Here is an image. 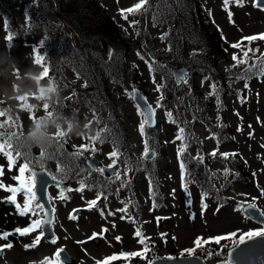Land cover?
Instances as JSON below:
<instances>
[{"label": "trees", "instance_id": "trees-1", "mask_svg": "<svg viewBox=\"0 0 264 264\" xmlns=\"http://www.w3.org/2000/svg\"><path fill=\"white\" fill-rule=\"evenodd\" d=\"M17 3H24L23 20L14 9ZM207 4L208 0H149L141 11L127 14L126 24L108 12L104 0H0V15L10 45L21 38L43 33L42 46L35 47L34 56L39 54L44 57L39 63L47 65L48 85L51 83L60 93L59 102L50 104L37 96L46 112L78 123L81 109L88 108L97 122V132L101 133L102 140H109L117 147L128 164L137 161L134 167L138 172L146 171L152 180H157L161 171L159 159L163 155L162 131L146 127L147 135L144 136L148 149H156L158 160L145 161L144 158L133 157L131 131L119 116V112H123L131 100L132 93L124 96L119 88L131 82L133 87L148 92L145 88L149 81L153 82L159 89L157 102L160 106L163 104L168 114L171 113L168 120L174 126L180 170L181 163L185 166L182 177L184 186L192 185L198 189L203 203L212 199L221 206L224 195L220 185L224 178L220 171L213 170L214 161L224 164L229 159L231 165L228 169H236L235 177L228 184L229 189L234 183H244L251 178L247 162L236 152L228 154L222 149L236 140L238 132L226 113L228 98L235 97L242 103L246 88L261 77L255 74L257 68L253 65H259L264 59V49L259 51L258 44L253 46L252 43L264 40L249 42L243 38L240 47L234 49L231 47L234 43L225 40L214 22L212 10ZM151 22L162 25L161 37L165 46L152 50L156 57L160 56L164 61L161 58L152 59L149 53V48L156 45V37L149 27ZM146 44L151 46L146 49ZM249 48L252 51H248ZM135 51L148 66L149 81L141 76L139 65L131 61ZM245 52H248L247 63L237 64L233 55L237 59H244ZM184 64L190 68L188 89L186 82L178 85L172 74L173 67ZM250 68L252 70L248 71ZM197 75L214 82L211 92L199 85ZM0 123L5 125L0 127V142L12 145L11 149L6 147L0 152L9 160L6 152L11 151V167L17 169L14 179L19 176V168L27 163L29 168L24 176L27 179L31 174L29 161L33 159L37 147L27 141L18 112L4 101L0 102ZM200 124L216 140L215 150L205 151L204 140L198 136L197 125ZM180 128L184 129L183 139L177 138ZM57 144L58 140L53 139L45 149H39L48 158L60 159L59 162L64 165L65 160L74 157ZM194 147L197 154L192 152ZM223 154L228 155L225 157ZM56 175L69 180L79 179L84 183L90 180L83 176ZM217 237L225 239L216 243ZM240 237L237 232L217 234L204 240L200 237L198 245L194 244L193 248L181 254H198L207 260L223 256L229 248L239 243ZM193 249L189 254L188 250ZM128 253L137 255L121 258L119 264H137L139 257L153 258L150 251L144 254L140 251ZM109 258L108 263L113 264L115 260Z\"/></svg>", "mask_w": 264, "mask_h": 264}, {"label": "rangeland", "instance_id": "rangeland-1", "mask_svg": "<svg viewBox=\"0 0 264 264\" xmlns=\"http://www.w3.org/2000/svg\"><path fill=\"white\" fill-rule=\"evenodd\" d=\"M136 1L104 0V3L111 15L116 16L122 24H126L120 10L131 8ZM207 5L211 8L214 22L227 42L236 44L245 37L264 32V10L255 5V0H242V6L237 3V0H229L227 5H225L224 0H208ZM14 9L18 17L23 20L24 3H17ZM229 12H231V16H229ZM149 27L153 36L156 37V45L155 48H149L151 45L146 44V49L158 50L160 46L164 48L165 44L161 37L162 25H155L154 22H151ZM42 34L21 38L15 44L10 45L7 42L3 19L0 15V102H6L18 112L25 132L38 117L47 113L42 101L36 100L30 107L25 108L29 105L31 98H38L35 94L38 84L48 85L47 68L45 65L36 62L34 56L35 47L42 46ZM256 44L259 46V51L264 49L263 41L252 43L253 46ZM137 55L135 51L131 60L139 65L141 76L149 81L148 66ZM157 58L160 59L161 57L158 56ZM30 73L39 74L38 83L23 79ZM70 74L73 76L71 72ZM188 78L186 89L190 83ZM196 79L207 92L212 91L211 85L214 82L205 76L203 77V75H197ZM16 84L20 85V90L25 94L16 95L13 98V88ZM29 89L32 90L31 94L28 93ZM145 89L148 92H144L157 111V128L163 133V155L159 159L161 170L159 178L151 181L147 173H138L136 197H131L132 195L126 188L124 190L117 188L118 193L115 192L110 195L107 200L105 197L101 199L95 190L89 188L82 191L78 190L77 182H72L71 191L67 194L62 193L59 188H51L50 193L59 198L61 208L58 221L59 240L55 245L46 244L44 247H40L36 253L28 256H22L16 250L9 251L8 257L13 259L15 264H31L34 261H41L44 257L52 258L54 248L62 244L67 246L70 252L78 258H84L85 264H96L95 261L101 260L110 253L112 257L116 256L114 254L115 249L117 251L122 248L137 251L143 247L149 250L150 256L152 254L153 257L183 256L181 253L193 248L194 242L200 237L201 240H204L209 236L230 232H237V236H241L249 231L264 230V225L252 220L243 211L245 204H255L264 209V76L246 88L245 99L242 103L235 97L230 96L228 98L229 108L227 104L226 113L232 119L233 126L239 130L236 134V140L224 146L222 150L228 154L232 152L239 154L242 160L247 162V171L250 172L251 178L244 183H234L229 189L228 184L235 177L236 169H228V166L231 165L229 159L224 164L214 161L213 170L220 171L223 174L222 178H224L220 185V190L224 195V203L221 206L212 199L203 203L201 192L198 189L192 185L188 188L184 186L176 153L174 126L168 120V111L162 106L163 104L160 106L157 102L159 90L153 82L149 81ZM132 90L133 84L131 82L119 88V92L124 96H129ZM130 98L131 100L124 111L119 112V116H122V120L130 129L131 137L136 143L137 154L140 155L139 158L143 159L145 138L139 131L143 116L132 100V93ZM77 124H90L93 135L87 137L57 136L53 139H60L62 143L58 140L59 145H64L66 148L70 147L77 152L82 148H87L89 152H93L89 154H94L96 150L93 149L97 147L99 151L96 156L105 164L113 166L115 164L114 157H110V153L115 150L118 151V148L113 149L110 143H102V141L93 142L92 138L96 136L97 125L92 120V113L88 108L82 109ZM197 129L199 131L198 136L204 140L205 151L215 150L217 142L206 127L200 124L197 125ZM192 152L197 154V148L194 147ZM156 159L158 160L157 152L152 160ZM31 161L34 163L45 162L46 158L44 155H35ZM126 164L123 163L118 168V173H125ZM51 167L57 169L56 165L51 164ZM14 174H16V167H8L5 155L0 152V184L6 187L18 186L19 183L14 179ZM133 174L132 171L131 176ZM153 184H156V189L152 191ZM10 195L4 188H0V226L4 229L22 223V220L16 219L13 214L12 208L15 205L8 200ZM61 197L66 198L64 203H61ZM16 200L18 204L24 205L25 198L22 191L17 193ZM135 201L137 204L134 209L137 210V213L135 220H131L127 217L128 215L131 218V211L123 210L128 206L130 207ZM99 203L106 210L104 217L98 212L99 210L96 211V205ZM75 206H86L89 209L81 215L80 220L73 219L68 222L66 213ZM157 206L159 207L157 208ZM110 211L114 214H111ZM122 212L127 215L122 217ZM137 231L141 232V237L136 236ZM94 233L101 239L98 245L90 239ZM117 237L120 239L117 240ZM18 241L21 242L22 246L26 245V239ZM21 245L17 249L21 248ZM142 254L144 253L142 252ZM202 257L205 258V256ZM208 262L209 264H229L226 254L211 258ZM6 263L9 262L5 259L0 261V264ZM137 264H150V260L139 257Z\"/></svg>", "mask_w": 264, "mask_h": 264}, {"label": "flooded vegetation", "instance_id": "flooded-vegetation-1", "mask_svg": "<svg viewBox=\"0 0 264 264\" xmlns=\"http://www.w3.org/2000/svg\"><path fill=\"white\" fill-rule=\"evenodd\" d=\"M101 141H102V143H109V140L108 141L101 140ZM67 149L70 153H74V154H76L77 157H80V158H77V159L73 158L70 160H65L64 165H62V162H59L60 159L46 158L45 162L42 161V162L36 163V165H37L36 167H39V168L48 167V168H50V170L52 171L53 174L54 173L65 174L67 177H70L71 175H75V177L83 176L86 180H88V178H89L90 180L87 183H84V182L80 183L79 181H77L75 179H71L70 181L71 182H78V185H79L78 189H81L82 185H83V190L90 188V186H92L91 189L95 190V191L101 189L103 191V193H101L99 190V192H100L99 196L101 197V199H103L105 197V199L107 200L110 195L114 194L115 192L117 194L118 193L117 188H119V190H124V188H126L129 190L130 194L132 195L131 196L129 194V196L136 197V177H137L138 172H137L136 168L134 167L135 166L134 164H137V161L133 162L134 164H130V163L128 164L126 162V158L124 156L119 155V158L114 157V163L115 164H113V167L115 168V171H114L113 175H110L105 170L103 172L100 171V169H104L105 166H111V165L105 164L104 161H102L100 158H98L96 156L97 152L99 151V149L97 147H95L93 149V150H96L95 151L96 153H94V154H89V153H93V152H89V149H87V148H82L78 152L76 150H72V148H70V147H67ZM84 152H87V153H84ZM137 156H140V155L133 153V157L137 158ZM88 157L98 158L102 162V165L97 164V167L94 168L93 166H91L88 163V161H87ZM144 159H145V156H144ZM146 161H148V160H146ZM123 163H127L126 164V171L124 174H120V173H118V168H120ZM33 164H35V163L33 162ZM51 164L56 165L57 169L52 168ZM132 171L134 172V174L131 176ZM139 173L144 174L147 172L141 171ZM56 178H58V176ZM60 180H66L67 181V179H65V178H60ZM121 180H123V181L121 184H119ZM71 186L69 188H71ZM59 189L62 191V193L67 194L69 192L68 189L67 190H62L61 188H59ZM80 191H82V190H80ZM50 197H51V201L55 207L54 221L52 224L53 229L55 231V237H52V236L51 237H45V234H44L43 237H41L38 241H36V238L40 235V230L35 229L23 237H21L19 234H15V235H10L8 237V240L0 239V246H5L9 242H11L13 244L12 248L3 247V254L0 255V261L5 259L9 262L6 264H15L14 260L10 259L8 257L9 251H11V250H14V251L16 250L17 253L21 254L22 256H28V255L36 253L40 247H44L46 244H52V245L56 244L57 240H59L58 221H59V214H60L61 208L59 206V198H56L54 195H51V193H50ZM65 200H66L65 197L60 198L61 203H64ZM39 204H41V203L39 202ZM136 204H137V202L135 201L130 207L128 206L125 210H123V211L128 210L129 212L131 211V218L125 212L121 213L122 217H124V215H127L128 219L135 220V217H136L135 214L137 213V210H135L134 208H135ZM96 207H95L97 209L96 211L99 210L98 212L104 217L106 215V210H104V208L102 207V205L100 203L97 204ZM107 207H109V205H107ZM22 208H23V206H21V209ZM32 209L36 212V215H33L32 212H29L27 215L21 216V215H19L17 208L13 207L12 208L13 214L15 215L16 219L22 220V223H20V224L17 223L14 227L11 226L10 228H6V229H4L0 226V234H2L4 232L13 233L14 230L17 228L23 229L24 227L29 226L31 221L34 219H38V218L41 220L45 219V217H46L45 216V213H46L45 208L43 210H40L39 208H36V206H33ZM87 209H89V208H86V206L72 207L67 211L66 219L68 220V222L70 220H73V219L80 220V218L82 217L81 215H83L85 213V211H87ZM110 213L114 214V212H112V211H110ZM53 238H55V240H56L55 243L51 242ZM95 238L98 239V241ZM17 239L18 240L26 239V244H33L34 241H36V243L34 244L33 247L26 249L24 246L21 245V242L18 241ZM90 239L96 245H98L100 243V240H101L98 235H96L95 237L91 236ZM19 245H21L20 246L21 248L17 249V247ZM60 249L67 250L75 258L76 261L73 264H85L84 258H81V257L78 258L77 256H75L72 252H70V250L64 244L59 245V246L54 248V251L52 254L53 259H54V254ZM115 251H116V249H115ZM115 251H114V254L116 255L115 256L116 259H115V262H113V264H119V260L121 258L129 257L127 255H121L120 253L121 252L128 253L131 250H125L122 248V249L117 250L116 252ZM110 255H112V254L110 253L106 256H110ZM46 258H50V257H44L41 261H39V264H44ZM108 261H110V260H108ZM104 262H105V256L101 260L95 261L96 264H104ZM62 264H70V263H65L62 261Z\"/></svg>", "mask_w": 264, "mask_h": 264}, {"label": "snow or ice", "instance_id": "snow-or-ice-1", "mask_svg": "<svg viewBox=\"0 0 264 264\" xmlns=\"http://www.w3.org/2000/svg\"><path fill=\"white\" fill-rule=\"evenodd\" d=\"M229 2V0H224L225 5H227ZM149 3V0H139V2L137 4H135L133 7L128 8V9H121V14L123 16V18L125 20H127V14H132V13H136L141 11L142 9L145 8V6ZM237 3L240 4V6H242V0H237ZM255 4L257 7H260L262 10H264V0H255ZM229 16H231V12H229ZM264 40V34H259V35H254V36H250V37H246L244 38V40H247L249 42L251 41H255V40ZM241 42H237L236 44H232L231 47L235 48H239ZM248 51H252L250 48ZM247 58H248V52L244 53V59H237V56L234 54L233 55V60L236 61L237 64L239 63H247ZM44 60V57L42 55L37 54L35 57V61L36 62H42ZM253 67L257 68V72L255 74L257 75H261L264 76V59H262L259 63V65H253ZM252 69H248V71H251ZM247 86V85H246ZM213 88H215V86L213 85ZM159 90V89H157ZM133 95H137L136 93H133ZM140 99H144L143 97H141ZM159 106V105H158ZM141 115L143 116L142 122L139 125V131L141 133L142 136H146L147 133L145 131L146 127H151L153 124V118H154V111L152 110V108L150 106L146 107V111L141 113ZM168 115H171V113H169ZM5 125L3 123H0V127H4ZM239 130V129H238ZM183 133H184V129L180 128L179 132H178V139H183ZM93 142L96 141H101V133L97 132V135L92 138ZM11 149L12 145L9 142H0V150H4L5 148ZM182 151V150H181ZM6 155H8L9 158V164L11 165L13 163V156L11 151L6 152ZM19 155V153L17 152V156ZM41 155H43V153H41ZM120 153L118 151H113L112 153H110V157H116L119 158ZM150 155L149 153V149H148V142L147 140H145V152H144V156L148 157ZM213 156L216 155L215 152L212 153ZM225 157H227L228 154H223ZM29 168V165L27 163H25L23 166H21L19 168V176H17L15 179L19 181V187H6L3 184H0V188H4L6 191L10 192L11 195L8 197V200L14 204L19 212V215L21 216H25L27 215L29 212H32L33 215H36V212L32 209L31 204L32 202L37 201V192H36V187H37V177H36V173L35 172H31V174L27 177V179H24L25 176V172L26 170ZM101 172L104 171V169H100ZM185 171V166L183 163H181V172H182V177ZM118 175V174H117ZM51 179L53 181H55L57 178L55 176H52ZM42 190V188H41ZM78 190H83V185L81 187V189ZM23 192V195L25 196V203L23 205V208L21 209L20 205L17 203L16 200V196L18 192ZM68 191H71V189H68ZM91 203V202H90ZM36 208H39L40 210L44 209V205L37 203ZM202 207H204L202 205ZM247 209H255L256 205L255 204H248ZM261 216H264V212L260 213ZM45 216H47V213H45ZM52 224V220L51 219H34L31 221L30 225L27 227H24L23 229L21 228H17L14 230L13 233H9V232H4L2 234H0V239L3 240H8V237L10 235H15V234H19L21 237L25 236L26 234L30 233L31 231L35 230V229H39L40 230V235L36 238V241H38L41 237L44 236L45 232L48 231V226H50ZM102 231H106V230H102ZM97 234H93V237H95ZM136 236L137 237H141V233L139 231L136 232ZM264 238V230H259V231H249L244 235H241L239 243L240 244H244L245 243V239L247 238V240H253L254 238ZM120 238L117 237V240H119ZM225 239V237H217L215 238V242L219 243L220 240ZM36 241L33 242V244H26L24 245V247L30 248L33 247L34 244L36 243ZM52 243H55L56 240L55 238L52 239L51 241ZM195 244H199L200 243V238L197 239V241L194 242ZM3 247H7V248H12L13 244L11 242L7 243L5 246H0V255L3 254ZM63 250L60 249L58 250L55 254H54V259L53 258H46L44 264H62V257H61V252ZM189 254H191L193 250H188ZM127 256H134L137 255L136 253H127L124 254ZM229 256H231V253H229ZM111 260H115L116 257L113 256L111 258H109ZM104 264H108V260L106 259Z\"/></svg>", "mask_w": 264, "mask_h": 264}, {"label": "water", "instance_id": "water-1", "mask_svg": "<svg viewBox=\"0 0 264 264\" xmlns=\"http://www.w3.org/2000/svg\"><path fill=\"white\" fill-rule=\"evenodd\" d=\"M149 52L151 57L155 59L156 56L153 50H150ZM172 72L177 84L181 85L190 73V69L187 64H184L181 67L173 68ZM133 93L137 94L135 96L132 94V99L141 113L146 111L147 106H150L152 108V110L154 111V118L153 124L150 128L156 127L157 111L154 104L141 88L135 87L133 89ZM141 97H143L144 99H140ZM34 102L35 99L30 100L31 104ZM37 151H39V149H37ZM149 153L150 155L148 157H145L146 159L153 158L155 155V150H151ZM87 161L94 168L97 167V164L102 165V162L96 157H88ZM104 170L108 174L113 175L115 168L105 166ZM33 172L36 173L37 177V200L42 205H44V208L46 209L47 216L45 217V219H51L53 224L55 207L51 201L50 188L53 186H59L62 189H67L70 186V183L58 178L53 181L51 177L54 175L47 167L40 169L33 168ZM153 188L156 189V184L153 185ZM247 205L248 204L244 205L243 207L245 215H247L257 223L264 224V216L260 215V213L264 212V210L258 206H256L255 209H247ZM52 224L48 226V231L45 232V237H55V231ZM96 240L98 241V239ZM229 253H231V256H229ZM61 257L62 261L65 263L73 264L76 261L65 249H63V251L61 252ZM227 260L229 264H264V238L257 237L253 240L246 239L244 244L238 243L232 246L228 249ZM150 264H209V262L200 255H183L171 257H155L151 260Z\"/></svg>", "mask_w": 264, "mask_h": 264}, {"label": "clouds", "instance_id": "clouds-1", "mask_svg": "<svg viewBox=\"0 0 264 264\" xmlns=\"http://www.w3.org/2000/svg\"><path fill=\"white\" fill-rule=\"evenodd\" d=\"M23 79H29L38 83L39 74L30 73ZM31 89L28 93L31 94ZM25 92L20 90V85L16 84L13 88V98L16 95H24ZM45 103L59 102L60 93L57 88L53 87L51 83L47 86H39L35 93ZM54 129V131H53ZM69 135H76L78 137H87L93 135L90 124L78 125L77 123L62 118L52 112L45 113L44 116L38 117L36 121L30 126L25 133L28 142L37 148L45 149L50 145L54 137H64ZM31 264H39V261L31 262Z\"/></svg>", "mask_w": 264, "mask_h": 264}, {"label": "bare ground", "instance_id": "bare-ground-1", "mask_svg": "<svg viewBox=\"0 0 264 264\" xmlns=\"http://www.w3.org/2000/svg\"><path fill=\"white\" fill-rule=\"evenodd\" d=\"M133 94V93H132Z\"/></svg>", "mask_w": 264, "mask_h": 264}]
</instances>
